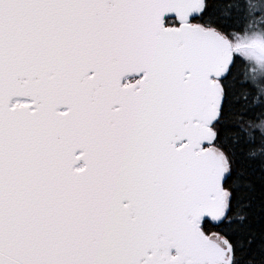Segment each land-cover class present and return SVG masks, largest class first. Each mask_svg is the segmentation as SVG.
<instances>
[{
    "label": "snow or ice",
    "instance_id": "obj_1",
    "mask_svg": "<svg viewBox=\"0 0 264 264\" xmlns=\"http://www.w3.org/2000/svg\"><path fill=\"white\" fill-rule=\"evenodd\" d=\"M257 210L264 0H0V264H264Z\"/></svg>",
    "mask_w": 264,
    "mask_h": 264
},
{
    "label": "trees",
    "instance_id": "obj_2",
    "mask_svg": "<svg viewBox=\"0 0 264 264\" xmlns=\"http://www.w3.org/2000/svg\"><path fill=\"white\" fill-rule=\"evenodd\" d=\"M257 123L259 122L258 120L256 121ZM258 203V201H257ZM261 214L259 213V211L257 210L255 217H254V221H253V226L255 228V230L259 233V231L264 228V222L261 221Z\"/></svg>",
    "mask_w": 264,
    "mask_h": 264
}]
</instances>
